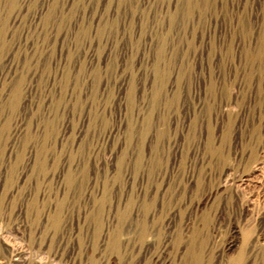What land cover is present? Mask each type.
<instances>
[{"label":"rangeland","instance_id":"374dc122","mask_svg":"<svg viewBox=\"0 0 264 264\" xmlns=\"http://www.w3.org/2000/svg\"><path fill=\"white\" fill-rule=\"evenodd\" d=\"M0 264H264V0H0Z\"/></svg>","mask_w":264,"mask_h":264},{"label":"bare ground","instance_id":"6f19581e","mask_svg":"<svg viewBox=\"0 0 264 264\" xmlns=\"http://www.w3.org/2000/svg\"><path fill=\"white\" fill-rule=\"evenodd\" d=\"M190 2V1H189ZM19 87V86H18ZM18 87H15L13 92H12V100H11V104L13 106L16 105L17 101H18V98H19V89ZM66 181H67V184L70 186L72 185L73 183V178L72 176L69 174L67 175V178H66ZM52 222L57 225L58 224V214H55L54 217H53V220ZM196 255V254H195Z\"/></svg>","mask_w":264,"mask_h":264}]
</instances>
